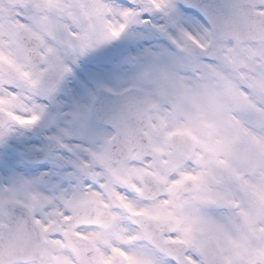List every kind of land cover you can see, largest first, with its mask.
<instances>
[{
	"label": "snow or ice",
	"instance_id": "obj_1",
	"mask_svg": "<svg viewBox=\"0 0 264 264\" xmlns=\"http://www.w3.org/2000/svg\"><path fill=\"white\" fill-rule=\"evenodd\" d=\"M0 264H264V0H0Z\"/></svg>",
	"mask_w": 264,
	"mask_h": 264
}]
</instances>
